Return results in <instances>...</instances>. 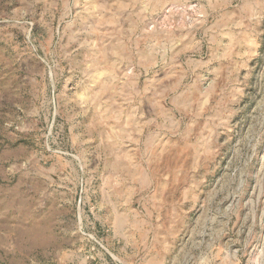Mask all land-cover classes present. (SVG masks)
Returning <instances> with one entry per match:
<instances>
[{"label":"rangeland","instance_id":"obj_1","mask_svg":"<svg viewBox=\"0 0 264 264\" xmlns=\"http://www.w3.org/2000/svg\"><path fill=\"white\" fill-rule=\"evenodd\" d=\"M0 264H264V0H0Z\"/></svg>","mask_w":264,"mask_h":264}]
</instances>
